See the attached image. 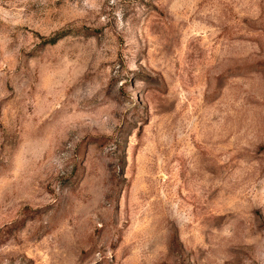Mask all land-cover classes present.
<instances>
[{
    "label": "rangeland",
    "instance_id": "rangeland-1",
    "mask_svg": "<svg viewBox=\"0 0 264 264\" xmlns=\"http://www.w3.org/2000/svg\"><path fill=\"white\" fill-rule=\"evenodd\" d=\"M0 264H264V0H0Z\"/></svg>",
    "mask_w": 264,
    "mask_h": 264
}]
</instances>
